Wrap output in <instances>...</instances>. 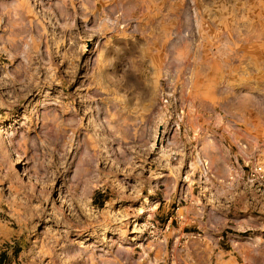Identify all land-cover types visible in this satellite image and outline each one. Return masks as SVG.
<instances>
[{"label":"rangeland","instance_id":"obj_1","mask_svg":"<svg viewBox=\"0 0 264 264\" xmlns=\"http://www.w3.org/2000/svg\"><path fill=\"white\" fill-rule=\"evenodd\" d=\"M176 5L0 0V264H202L221 208L264 238V0Z\"/></svg>","mask_w":264,"mask_h":264},{"label":"crops","instance_id":"obj_2","mask_svg":"<svg viewBox=\"0 0 264 264\" xmlns=\"http://www.w3.org/2000/svg\"><path fill=\"white\" fill-rule=\"evenodd\" d=\"M168 3H172L173 6H177L178 3L189 5L194 0H166ZM228 209H216L212 213L216 218L212 219H199L203 216V212L200 211L196 214V221L198 225L203 228L202 246L205 250V259L202 264H264V238L261 237H249L245 240H240L234 244L235 236L231 238L228 236L227 241L222 242V235H213V228L217 230L223 227H230L236 231H243L251 226H254L255 222H251L244 218L228 219ZM191 215L186 211L185 219ZM189 223L185 220V223ZM232 224L229 226L228 223ZM191 225V224H190ZM228 243V244H227ZM232 244V245H231ZM226 245V246H225ZM231 245V248H228Z\"/></svg>","mask_w":264,"mask_h":264},{"label":"bare ground","instance_id":"obj_3","mask_svg":"<svg viewBox=\"0 0 264 264\" xmlns=\"http://www.w3.org/2000/svg\"><path fill=\"white\" fill-rule=\"evenodd\" d=\"M17 15V14H16ZM19 17V16H18Z\"/></svg>","mask_w":264,"mask_h":264}]
</instances>
